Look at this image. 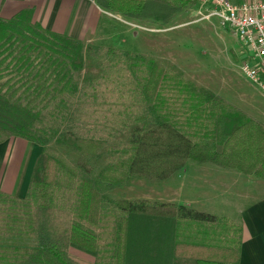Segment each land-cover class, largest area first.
<instances>
[{
  "label": "trees",
  "instance_id": "16d2710c",
  "mask_svg": "<svg viewBox=\"0 0 264 264\" xmlns=\"http://www.w3.org/2000/svg\"><path fill=\"white\" fill-rule=\"evenodd\" d=\"M96 2L128 18L157 7L165 21L193 0ZM31 15L24 9L0 18V141L15 136L43 146L69 138L80 155L96 157L116 133L130 130L97 181L41 151L23 196L0 190V264H124L130 216L173 220V264H236L238 227L179 204L104 199L97 186L131 177L159 182L187 160L264 180L263 125L156 59L112 46L90 49L101 72L78 84L81 41L41 27ZM70 247L93 261L72 256Z\"/></svg>",
  "mask_w": 264,
  "mask_h": 264
},
{
  "label": "rangeland",
  "instance_id": "374dc122",
  "mask_svg": "<svg viewBox=\"0 0 264 264\" xmlns=\"http://www.w3.org/2000/svg\"><path fill=\"white\" fill-rule=\"evenodd\" d=\"M195 9L190 4L172 13L168 20L161 21L160 9L151 7L146 16L130 18L135 20L130 24L121 16L108 12L110 15H105L108 24L101 25V28H105L104 34L99 32L80 40L83 46V66L74 73L75 81L82 84L86 78L99 75L101 69L98 61L89 56V51L94 46L102 45L128 50L136 56L152 57L175 74L195 83L193 85L196 89H202L199 86L204 84L236 89L244 82L236 62L242 71L244 64L251 67L254 60L246 55L228 28L216 25L215 19L199 20ZM129 130L116 133L98 151L96 157L80 155L69 138L51 140L38 146L15 136L0 141V156L4 158L3 163L8 165L16 155L20 159L24 155L20 163L22 166L24 162L30 164L41 151H53L71 166L81 170L85 168L88 177L97 181L101 169L117 157L114 150L126 146ZM234 172L209 162L187 160L181 169L159 182L131 177L122 184L108 186L99 183L97 187L102 197L108 200L172 203L217 215L222 210L228 213L232 211L234 193L238 190V177L235 178ZM220 221L228 224L224 217ZM232 234L236 237V230L232 229ZM172 235L173 220L130 216L124 264L176 263L178 259L171 253ZM68 251L80 260L89 263L93 261L90 255L80 250L70 247Z\"/></svg>",
  "mask_w": 264,
  "mask_h": 264
},
{
  "label": "crops",
  "instance_id": "0c3cea01",
  "mask_svg": "<svg viewBox=\"0 0 264 264\" xmlns=\"http://www.w3.org/2000/svg\"><path fill=\"white\" fill-rule=\"evenodd\" d=\"M24 9L32 11V22L38 23L45 29L78 40L95 36L99 32L104 34L105 28H101V25L108 24V19L105 17V15H110L108 12L121 16L100 7L96 0H0V18H10ZM121 17L126 19L125 22L128 24L135 22L133 19ZM236 64L239 73L244 77V82L236 89L232 87L228 89V86L225 88L224 85L213 87L209 84L199 87L220 96L224 101L254 118L264 127V90L247 79L237 62ZM23 156L20 159L16 155L8 165L3 163L4 158L0 156L1 191L19 197L25 194L35 158L30 164L24 162L21 166ZM232 170H235V178L238 177V190L236 189V193H234L235 196L231 204L232 211L228 213V211L222 210L223 212L220 211L219 215H213L219 218L224 217L228 224L235 225L239 229L236 264H264V180L252 174L245 175L236 169ZM187 208L201 211L189 206Z\"/></svg>",
  "mask_w": 264,
  "mask_h": 264
},
{
  "label": "built area",
  "instance_id": "2783aa9c",
  "mask_svg": "<svg viewBox=\"0 0 264 264\" xmlns=\"http://www.w3.org/2000/svg\"><path fill=\"white\" fill-rule=\"evenodd\" d=\"M199 20L215 19L234 35L237 43L254 60L242 71L264 90V0H193Z\"/></svg>",
  "mask_w": 264,
  "mask_h": 264
}]
</instances>
